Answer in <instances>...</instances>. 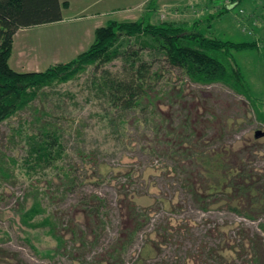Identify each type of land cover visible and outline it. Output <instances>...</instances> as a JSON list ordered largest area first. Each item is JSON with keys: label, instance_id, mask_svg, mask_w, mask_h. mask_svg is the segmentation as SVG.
Instances as JSON below:
<instances>
[{"label": "rangeland", "instance_id": "374dc122", "mask_svg": "<svg viewBox=\"0 0 264 264\" xmlns=\"http://www.w3.org/2000/svg\"><path fill=\"white\" fill-rule=\"evenodd\" d=\"M70 1L71 6L63 9V21L37 24L16 32L9 59L12 68L45 70L58 61L71 59L77 50L88 46L82 31L88 28L91 19L98 22L111 18L134 19L146 0ZM152 1L157 6L161 0ZM172 1L175 7L182 3V10L200 9L197 6L200 0ZM252 1L261 7L256 11L259 19L255 16V20L241 22L247 13L237 8L223 18L209 21L210 16L202 15L205 10H198L197 16L202 17V21L196 28L209 36L234 42L264 41V0ZM116 2L122 8L127 5L129 8L113 9ZM211 8L217 12L220 6L212 4ZM161 10L163 14L166 11ZM155 14L152 21L161 18ZM182 16L190 18L192 15L179 10L174 17L181 20ZM194 21L191 19L188 27ZM133 44L134 41L127 47L139 48L138 43ZM140 55L144 59L151 58L149 52L141 51ZM233 55L251 86L252 99L223 82L196 83L183 77L179 70L166 66L158 85L164 82L168 91L156 101L159 115L155 120L145 123L141 112L119 116L121 112H112L109 100L97 93L92 81L93 75H100L102 69L122 73L124 60L117 58L99 70L88 66L66 81L45 86L30 106L1 122L0 155L4 156L9 169L8 174H0V247L9 250L6 253L9 257L13 251L17 252L26 264H109L107 253L116 240L120 212L128 209H118V196L127 194L129 198L135 196L140 206L152 207L151 224L167 228L171 235L169 244L172 245L165 246L164 251L178 249V253L188 254L186 264H253L249 256H239L237 250H225V257L219 262L201 248L206 245L205 240L217 238H224L225 244L234 245L238 250L242 248L240 238H244L247 248H251L249 238L253 231L264 236L260 227V223H264V212L257 219H248L222 201L206 210L199 209L183 186V178L194 166H185L182 162H189L188 158L179 162L180 154L172 155L168 149L172 138L176 137L173 132L179 130L178 123L189 116V121L195 124L194 139H198L200 146L220 152L226 162L237 168L242 166L250 173L264 175V136H255L257 129L264 130V48L234 50ZM158 64L155 63V67ZM105 111H110L117 119L115 123L111 124L104 116ZM36 114L58 123L64 133L66 154L60 164H64L76 180L71 189L65 188L66 176L60 169L34 171L24 164L26 134L36 131L32 126ZM122 117H125L124 122L118 120ZM134 117L140 122L133 121ZM206 178H203L204 185L210 187L209 181L213 178ZM37 191L44 210L36 218L52 215L57 233L63 236L64 247L57 249V240L48 227L28 226L20 218L21 203L25 202L27 209ZM92 194L105 200L101 210L103 220L92 215L85 217ZM262 196L263 204L264 194ZM73 229L75 234L71 232ZM84 230L88 238L83 235ZM152 236L160 240L156 234ZM143 239L142 234L135 237L124 252L122 264H135ZM257 246L264 255V249ZM156 260L158 256L154 254L147 264H155ZM0 264L11 263L6 256H0Z\"/></svg>", "mask_w": 264, "mask_h": 264}, {"label": "trees", "instance_id": "16d2710c", "mask_svg": "<svg viewBox=\"0 0 264 264\" xmlns=\"http://www.w3.org/2000/svg\"><path fill=\"white\" fill-rule=\"evenodd\" d=\"M239 2L235 6L224 5L223 8L228 10L236 7ZM67 6V0H0V123L30 106L45 86L66 81L88 66L99 70L117 58L124 60L122 73L113 74L108 69H102L100 75H93L92 81L97 87V93L109 100L112 112H121L119 116L141 112L144 113L145 123L155 120L159 115V103L156 101L168 91L164 82L158 85L164 77L163 68L166 66L179 70L183 77L193 82L209 84L220 81L248 98L253 97L251 86L234 58L233 51L264 48V41L234 42L209 36L196 28L202 19H196L191 27H188L190 23L186 20L152 21L156 9L152 0L146 3L145 13L138 18H111L96 27L91 43L71 59L58 61L45 70L18 71L12 68L9 59L16 32L21 28L62 20L63 8ZM214 18L210 16L208 20ZM132 41L139 44L138 49L127 47ZM141 51L149 52L151 58L144 59L140 55ZM157 62L159 64L155 67ZM110 111H105L104 116L113 124L117 119L111 116ZM118 120L124 122L125 117ZM161 122L164 127V120ZM194 125L186 116L183 122L178 123L179 130L173 132L176 137L172 138L168 146L172 155L180 154L179 162L188 158L189 162L186 160L182 163L194 166L190 174L188 171L183 178V186L191 199L202 210L222 201L239 215L257 219L264 212V203H261L264 175L250 173L242 166L237 168L226 162L220 152L200 146L198 139H194ZM32 126L36 131L26 134L27 155L24 164L34 171L58 168L66 176L65 188H73L76 180L65 165L60 164V159L66 154L61 127L52 119L44 120L39 114L32 120ZM8 169L4 156L0 155V174H8ZM204 177L213 178L209 181L210 187L204 185ZM217 194L221 197H217ZM118 197V209H128L124 213L120 212L121 221L116 240L107 253L109 264H122L126 248L139 234L144 239L135 264H147L154 254L158 256L155 264H186L188 254L178 253V249L175 252L164 251L165 246L172 245L169 244L171 235L167 228L163 229L154 222L151 224L150 205L140 206L135 196L129 198L127 194H120ZM104 205L103 197L92 194V201L85 209V217L92 215L103 220L101 210ZM20 210V218L26 225L48 227V231L57 240V249L64 247L63 236L57 233V224L52 215L36 218L44 210L38 191L34 194L31 206L26 209L25 202H22ZM260 227L264 232L263 222ZM71 232L76 233L74 229ZM82 232L86 237L85 230ZM152 233L160 237V240L153 237ZM252 234L249 238L251 248H247L244 238H240V250L234 245L225 244L224 238H217L214 241L205 240L206 245L201 250H205L213 260L221 262L225 257L223 252L233 249L237 250L239 256H249L253 264H264V255L257 249V245L264 249V236L257 230ZM8 251L0 247V256H6L11 264H26L17 252L13 251L9 257L6 254Z\"/></svg>", "mask_w": 264, "mask_h": 264}, {"label": "crops", "instance_id": "0c3cea01", "mask_svg": "<svg viewBox=\"0 0 264 264\" xmlns=\"http://www.w3.org/2000/svg\"><path fill=\"white\" fill-rule=\"evenodd\" d=\"M67 1L69 2L68 3V8H69L71 6V1L70 0H67ZM95 1H98V2L99 1H106L105 3L108 2V0H95ZM112 1H118V0H112ZM142 1L144 2L145 0H142ZM146 1H148V0H146ZM146 1H145L144 5H143L142 10L139 11L136 14L137 15L136 18L142 16L145 13ZM180 1L182 2V0H180ZM200 2L201 3L197 5L198 7H200V9L193 10V11H195L193 13V11L190 12V10H187L186 8H184L182 10V7H183L182 3H180L179 6L175 7V6H173V5H175L173 3V1L171 2V0H161L159 5L157 4L156 9L154 11V14L156 13L155 15L157 17H161L160 19H164V17H166V19H167V17H168V19H170V20H177L174 16H175V13L177 14L178 11L180 10V11H182V13H186V14L188 13V14L192 15L190 18H187L185 16L181 17V20H186V21L190 22L191 19H195V20L196 19H202V17H198L197 16L198 10H201V11L205 10L204 14H202V15H204V17L205 16H211V17H215V18L217 17L218 19H220V18L225 17V15L229 14L230 12L234 11L235 9L241 8L242 10H245L246 13H247L243 18H241V22H248L249 20H255V19H253L255 16L259 19V13H256V11L257 10L260 11L261 7L259 5L255 6V3L252 0L251 1H249V0H240L239 4L236 7L230 8L228 10L227 9L225 10L223 8L224 3L226 4V2H227V5H229V6H233L234 5L235 6V4L238 2V0H233V1L229 0V2L226 1V0H200ZM245 2H249V3L246 4ZM116 3L117 4H115V6H113V7H115L113 9H119L121 11H125L127 8H129L128 5L127 6H123V8H122L121 4H119V2H116ZM212 4H213L214 7L215 6L217 7L219 5L220 6V8H218L219 11H217V12L211 11L212 10V8H211ZM161 9H163V10L166 9V11L164 10L165 11L164 14L162 13ZM161 14H163V15L161 16ZM77 15H80V13H77ZM202 15L200 14V16H202ZM262 15H264V13ZM78 17H80V16H78ZM64 19H65V16H64V12H63V19L61 21H63ZM226 20H229L228 17H227ZM102 24H105V20L104 21L103 20H99V22H98L97 19H91L90 25L88 26V28H86V29H84L82 31V33L84 35L83 38L86 36V39H84V41H86V43H89V44L91 43L92 38L94 37L95 28L98 27L99 25H102ZM262 49H263V47H262ZM83 50L84 49L77 50V52H75L74 55H77L79 52H81Z\"/></svg>", "mask_w": 264, "mask_h": 264}, {"label": "water", "instance_id": "95a60500", "mask_svg": "<svg viewBox=\"0 0 264 264\" xmlns=\"http://www.w3.org/2000/svg\"><path fill=\"white\" fill-rule=\"evenodd\" d=\"M255 136H256V137L264 136V130L257 129V130L255 131Z\"/></svg>", "mask_w": 264, "mask_h": 264}]
</instances>
